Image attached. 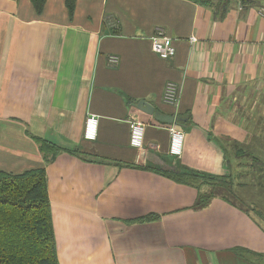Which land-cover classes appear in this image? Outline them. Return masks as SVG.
<instances>
[{
  "label": "crops",
  "instance_id": "crops-1",
  "mask_svg": "<svg viewBox=\"0 0 264 264\" xmlns=\"http://www.w3.org/2000/svg\"><path fill=\"white\" fill-rule=\"evenodd\" d=\"M209 1L75 0L70 14L66 0L40 13L0 0V171L45 168L59 264H263L264 7L235 0L219 17ZM157 28L173 39L169 58L151 49ZM133 115L146 123L141 149L129 145ZM37 139L63 150L46 162ZM181 169L223 177L225 192L194 208L213 184L168 174Z\"/></svg>",
  "mask_w": 264,
  "mask_h": 264
},
{
  "label": "trees",
  "instance_id": "trees-1",
  "mask_svg": "<svg viewBox=\"0 0 264 264\" xmlns=\"http://www.w3.org/2000/svg\"><path fill=\"white\" fill-rule=\"evenodd\" d=\"M30 1L35 11L40 13L45 0ZM232 1L235 0H216V5L221 8L218 13L215 11V15L223 16ZM237 2L264 7V0H237ZM66 4L71 14L75 0H66ZM37 141L46 162L51 161L58 151L63 150L45 140L37 139ZM168 174L178 182L213 184L214 189L210 192L199 189L196 202L193 204L194 208H203L213 194L225 192L224 186L220 183L223 177L203 175L187 169L169 171ZM216 186L224 189L215 191ZM154 218L148 215L140 220ZM0 264H59L44 167L28 169L20 173L0 171Z\"/></svg>",
  "mask_w": 264,
  "mask_h": 264
},
{
  "label": "built area",
  "instance_id": "built-area-1",
  "mask_svg": "<svg viewBox=\"0 0 264 264\" xmlns=\"http://www.w3.org/2000/svg\"><path fill=\"white\" fill-rule=\"evenodd\" d=\"M190 40H196L191 37ZM150 46L153 52H155L160 58L166 59L174 55L175 47L173 45V39L167 35L161 28L155 29L150 36ZM109 64H115L117 57L111 55L108 58ZM163 99L165 102L173 103L177 99V90L175 83L169 81L164 86ZM97 121L98 118L94 114L86 116L83 136L85 139H94L97 132ZM129 145L135 149H141L144 143V132L146 123L137 116L130 117L129 121ZM169 133V145L168 153L173 156H180L183 151L184 144V132L179 127L171 125L168 127ZM174 144L179 148V154L172 151Z\"/></svg>",
  "mask_w": 264,
  "mask_h": 264
},
{
  "label": "water",
  "instance_id": "water-1",
  "mask_svg": "<svg viewBox=\"0 0 264 264\" xmlns=\"http://www.w3.org/2000/svg\"><path fill=\"white\" fill-rule=\"evenodd\" d=\"M134 106L147 114H152L153 112V107L144 100L138 101L136 104H134ZM158 119L162 120L164 118L162 116H159Z\"/></svg>",
  "mask_w": 264,
  "mask_h": 264
},
{
  "label": "rangeland",
  "instance_id": "rangeland-1",
  "mask_svg": "<svg viewBox=\"0 0 264 264\" xmlns=\"http://www.w3.org/2000/svg\"><path fill=\"white\" fill-rule=\"evenodd\" d=\"M214 189V188H213ZM223 190V187H219V186H216L215 187V191H222ZM252 194H254L253 192L251 193V192H244L243 194H242V196L243 195H245V196H248V197H250V198H248V199H250V200H253V196H252ZM235 200H237V198H235ZM262 262V261H261ZM263 264H264V262H263Z\"/></svg>",
  "mask_w": 264,
  "mask_h": 264
},
{
  "label": "clouds",
  "instance_id": "clouds-1",
  "mask_svg": "<svg viewBox=\"0 0 264 264\" xmlns=\"http://www.w3.org/2000/svg\"><path fill=\"white\" fill-rule=\"evenodd\" d=\"M172 151L176 154H179V148L174 144Z\"/></svg>",
  "mask_w": 264,
  "mask_h": 264
}]
</instances>
